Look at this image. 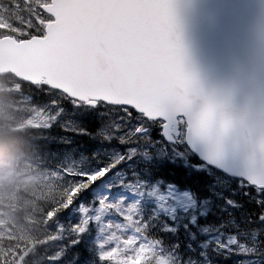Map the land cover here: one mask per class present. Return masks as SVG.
Wrapping results in <instances>:
<instances>
[{
	"label": "snow or ice",
	"instance_id": "6c2138e0",
	"mask_svg": "<svg viewBox=\"0 0 264 264\" xmlns=\"http://www.w3.org/2000/svg\"><path fill=\"white\" fill-rule=\"evenodd\" d=\"M24 5L22 26L0 16V48L44 81L26 83L66 189L48 264H264V129L243 138L244 167H227L238 122L186 70L174 0Z\"/></svg>",
	"mask_w": 264,
	"mask_h": 264
},
{
	"label": "water",
	"instance_id": "95a60500",
	"mask_svg": "<svg viewBox=\"0 0 264 264\" xmlns=\"http://www.w3.org/2000/svg\"><path fill=\"white\" fill-rule=\"evenodd\" d=\"M174 2L186 70L196 79L201 97L225 105L238 122L226 141L225 164L240 170L245 163L243 138L256 140L264 129V0ZM5 60L0 72L11 70L33 84L42 79L19 56L5 55ZM193 151L203 161L204 146Z\"/></svg>",
	"mask_w": 264,
	"mask_h": 264
},
{
	"label": "rangeland",
	"instance_id": "374dc122",
	"mask_svg": "<svg viewBox=\"0 0 264 264\" xmlns=\"http://www.w3.org/2000/svg\"><path fill=\"white\" fill-rule=\"evenodd\" d=\"M21 7L13 10L9 14L0 13L4 17V22L17 23L18 26L24 24L21 15L25 7L24 0H19ZM0 4L1 0H0ZM1 84V81H0ZM9 84V83H8ZM3 91H20V87L13 85L8 88L0 86V93ZM14 97H0V122L14 123L18 126H25L41 133L47 126V113L36 107L32 99L22 94H14ZM28 162V160H27ZM31 163V161H30ZM71 165L72 160L65 161ZM78 163V162H76ZM9 159L3 150H0V233H10L13 229L26 241L32 240L34 245L40 244L47 251L55 250V237L48 228H42L38 223H33L41 212V205L38 199L54 200L66 195L60 183L58 172L49 169L48 166L38 167L33 174L21 175L12 170ZM21 206L25 218L30 223L25 222L19 215L18 206ZM51 245L49 248L47 246ZM39 264H44L39 261Z\"/></svg>",
	"mask_w": 264,
	"mask_h": 264
},
{
	"label": "trees",
	"instance_id": "16d2710c",
	"mask_svg": "<svg viewBox=\"0 0 264 264\" xmlns=\"http://www.w3.org/2000/svg\"><path fill=\"white\" fill-rule=\"evenodd\" d=\"M24 86V91H26V93L31 94L33 96L37 94L35 93V91H33L34 89L32 86H28L25 84ZM83 126L87 125L84 124ZM34 133L35 132L31 131L30 129L28 131L24 128L17 129L14 126L2 125L0 126V142H2V146H7L9 149H14L16 151H20L24 154L29 155L35 154L37 157H40L49 163H54L52 158L41 149L40 134L35 133V135ZM83 143H88L86 137L83 138ZM184 166L187 167L188 163L186 162ZM53 205L55 204L45 203V217L47 219V222H49L51 219L50 213ZM0 245L4 249V252L2 253V255H0V261H3L4 264L16 263L17 250L23 253L31 251L30 246L28 247V244L22 242L19 237H16L14 239L0 238ZM33 250H38V247L33 248ZM39 252L42 255L47 256V254L44 253L41 249H39ZM28 254L29 253H26L24 254V256H28Z\"/></svg>",
	"mask_w": 264,
	"mask_h": 264
}]
</instances>
